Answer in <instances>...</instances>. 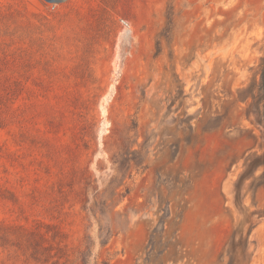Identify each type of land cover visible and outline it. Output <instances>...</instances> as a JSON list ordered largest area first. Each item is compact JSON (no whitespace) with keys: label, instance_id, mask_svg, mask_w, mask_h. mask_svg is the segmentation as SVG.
Returning <instances> with one entry per match:
<instances>
[{"label":"rangeland","instance_id":"rangeland-1","mask_svg":"<svg viewBox=\"0 0 264 264\" xmlns=\"http://www.w3.org/2000/svg\"><path fill=\"white\" fill-rule=\"evenodd\" d=\"M263 75L264 0H0V264H227Z\"/></svg>","mask_w":264,"mask_h":264},{"label":"trees","instance_id":"trees-1","mask_svg":"<svg viewBox=\"0 0 264 264\" xmlns=\"http://www.w3.org/2000/svg\"><path fill=\"white\" fill-rule=\"evenodd\" d=\"M167 25L171 24V7L166 9ZM264 80V75H263ZM264 117V113L261 114ZM264 166V154L255 156L249 154L244 160V170L234 188L235 207L238 212V218L233 228L230 240L227 244L226 254L228 256L227 264H248L251 258L249 251V237L256 226V218L262 217V213L257 210L250 211L241 201V184L247 178L251 177V173L258 167Z\"/></svg>","mask_w":264,"mask_h":264}]
</instances>
